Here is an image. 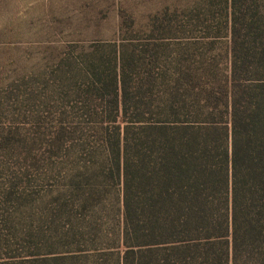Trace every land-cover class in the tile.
<instances>
[{"label": "trees", "instance_id": "obj_1", "mask_svg": "<svg viewBox=\"0 0 264 264\" xmlns=\"http://www.w3.org/2000/svg\"><path fill=\"white\" fill-rule=\"evenodd\" d=\"M133 20L0 81V211L22 205L28 249L0 234V264H264V0ZM115 184L116 228L81 231Z\"/></svg>", "mask_w": 264, "mask_h": 264}, {"label": "rangeland", "instance_id": "obj_2", "mask_svg": "<svg viewBox=\"0 0 264 264\" xmlns=\"http://www.w3.org/2000/svg\"><path fill=\"white\" fill-rule=\"evenodd\" d=\"M88 1L92 4L85 8L86 11L80 13H46L47 8L29 4L30 0H0V81L8 82L14 79L15 75L23 77L24 74L27 78L31 66L39 62L45 63L54 55L64 51H73L77 45H84L92 38L116 39L122 18L128 19L131 16L134 19L133 25L139 27L146 22L148 14L164 5L181 3L184 7L191 0ZM125 23L128 24L130 21L127 20ZM39 107L42 108L41 105ZM17 120L24 121L21 122L23 127L21 133L27 132L30 128V115H21ZM80 161L81 159L77 160L74 167L80 166ZM44 187L40 185L35 187L37 203L40 199H46L45 195L49 196ZM107 190L104 203L98 205L96 209L85 212L78 207L77 211H74L77 221L84 226H81V231L106 232L108 226L112 224L115 227L111 229L116 228L121 210L120 185H112ZM15 206L18 210L15 213L12 205L0 211V234L6 239L5 249L20 258L28 250L27 243H24L23 239L27 222H24L26 213L23 212L22 205L18 203V205L14 204ZM88 216L90 219L87 218ZM95 217L99 219L98 225L92 227ZM82 218L84 220H81ZM69 247L73 249L72 245ZM102 247L104 243L103 246H91L90 243H81L77 246L78 249H83L86 253L84 255L88 257ZM47 249L46 246L39 248L38 251L43 252ZM53 249L57 253L63 251L61 249H64V246L55 245Z\"/></svg>", "mask_w": 264, "mask_h": 264}, {"label": "crops", "instance_id": "obj_3", "mask_svg": "<svg viewBox=\"0 0 264 264\" xmlns=\"http://www.w3.org/2000/svg\"><path fill=\"white\" fill-rule=\"evenodd\" d=\"M29 4L47 8L46 13H80L92 3L88 0H30Z\"/></svg>", "mask_w": 264, "mask_h": 264}]
</instances>
